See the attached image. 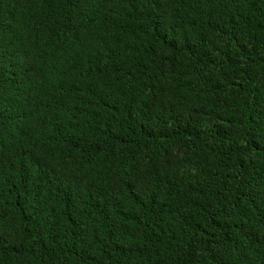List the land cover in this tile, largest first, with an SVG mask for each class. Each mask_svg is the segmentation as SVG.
<instances>
[{"label":"trees","instance_id":"16d2710c","mask_svg":"<svg viewBox=\"0 0 264 264\" xmlns=\"http://www.w3.org/2000/svg\"><path fill=\"white\" fill-rule=\"evenodd\" d=\"M0 264H264V0H0Z\"/></svg>","mask_w":264,"mask_h":264}]
</instances>
